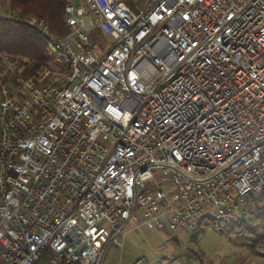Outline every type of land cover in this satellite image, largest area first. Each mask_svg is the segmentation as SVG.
<instances>
[{
  "label": "built area",
  "instance_id": "built-area-1",
  "mask_svg": "<svg viewBox=\"0 0 264 264\" xmlns=\"http://www.w3.org/2000/svg\"><path fill=\"white\" fill-rule=\"evenodd\" d=\"M22 20L48 61L0 53V264H98L130 222L253 216L264 0H66L64 36Z\"/></svg>",
  "mask_w": 264,
  "mask_h": 264
},
{
  "label": "rangeland",
  "instance_id": "rangeland-1",
  "mask_svg": "<svg viewBox=\"0 0 264 264\" xmlns=\"http://www.w3.org/2000/svg\"><path fill=\"white\" fill-rule=\"evenodd\" d=\"M0 11L12 15L8 0H0ZM105 40L112 43L110 37ZM105 143L112 144L110 140ZM164 189L169 193L171 185H165ZM253 218V233L241 231L242 234L231 227L217 230L204 224L194 231H172L152 222L134 228L130 222L115 236L119 243L114 239L109 241L98 264H136L139 260V264H264V257L258 252L262 245L256 252L250 247L253 237L264 233V218H256L254 214ZM165 244L168 246L166 252L160 249ZM170 252L180 259L170 260ZM48 257L42 255L36 264H49Z\"/></svg>",
  "mask_w": 264,
  "mask_h": 264
},
{
  "label": "trees",
  "instance_id": "trees-1",
  "mask_svg": "<svg viewBox=\"0 0 264 264\" xmlns=\"http://www.w3.org/2000/svg\"><path fill=\"white\" fill-rule=\"evenodd\" d=\"M8 2L12 15L4 14V17H0V53L8 52L25 56L34 67H38L48 61L45 53L46 42L40 31L22 18L36 16L49 25L52 33L64 36L69 32L65 21L66 0H8ZM252 206L254 216L264 218V194L254 199ZM253 220L252 216L229 227L234 232L238 230L237 233L241 231L253 233L255 230ZM259 245L264 246V233L256 235L250 242L254 252Z\"/></svg>",
  "mask_w": 264,
  "mask_h": 264
}]
</instances>
